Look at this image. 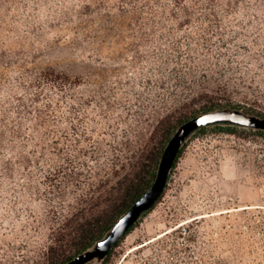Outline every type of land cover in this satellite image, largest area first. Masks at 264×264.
Returning a JSON list of instances; mask_svg holds the SVG:
<instances>
[{"label": "rangeland", "instance_id": "rangeland-1", "mask_svg": "<svg viewBox=\"0 0 264 264\" xmlns=\"http://www.w3.org/2000/svg\"><path fill=\"white\" fill-rule=\"evenodd\" d=\"M200 1L137 11L129 0H0V88L46 68L73 79L54 93V134L41 132L21 157H0V264H50L52 246L70 253L73 214L92 209L132 171L164 118L193 119L210 108L264 115V11L247 6L254 0L241 8ZM10 99L17 105L1 96L0 111ZM75 139L89 150L69 154L90 165L79 168L82 182L49 181L55 171L38 160L50 145ZM185 228L196 240L187 242L190 264H264L263 130L195 132L157 205L107 263L89 264H183L172 252Z\"/></svg>", "mask_w": 264, "mask_h": 264}, {"label": "trees", "instance_id": "trees-1", "mask_svg": "<svg viewBox=\"0 0 264 264\" xmlns=\"http://www.w3.org/2000/svg\"><path fill=\"white\" fill-rule=\"evenodd\" d=\"M172 1L175 6L180 8L186 9L188 7L189 0ZM199 1L200 0H190V2L194 4ZM242 2L243 0H206L203 4L208 8L224 6L229 8L237 6L241 8ZM127 3H131V6H134V9L139 11L145 8L154 9V6L166 7L168 2H165V0H129ZM247 6L257 11H264V0H254L252 5ZM122 10L124 13L128 12L125 7H123ZM255 42L257 44L259 41L257 40ZM72 80V77L64 72H59L54 68H46L24 75L18 87L3 85L0 88V97L6 96L7 98L17 100V105H15L10 99V107L0 111V118L5 117L4 120L2 119L0 121V157L4 156V152L6 151L13 152L21 157L29 145L36 144L39 141L41 132H44L47 137L54 134L55 131L53 129L58 120V116L55 112L56 97L54 93L56 90L63 91L71 87L73 85ZM218 110L225 109L210 108L205 113ZM229 110L241 111L239 108H229ZM246 114L252 115L247 112ZM252 116L264 119L263 114ZM191 119L183 117L174 120L168 116L160 122L162 126L159 128L160 136L157 142H154L152 146L143 150L136 161L131 163L132 171L120 178L117 181V185L108 190L106 195L91 207L92 209L89 211L80 209L73 214L68 222L70 229L68 236H70L69 242L71 252L68 253L63 245L52 246L50 249V264H67L77 256L94 248L112 231L119 220L153 186L170 140L179 128ZM217 126L235 125L222 124ZM83 137V140L87 142L90 141L93 150L102 151L101 141L87 137L86 132L83 133ZM74 142H76V145L70 144L67 145L66 148H58L50 145L45 149L46 152L44 157H41L42 160H38L37 165L40 169L44 168L46 164L53 168L55 172H50V176L47 177L49 181H61L60 185L63 182L61 178L68 180V182L74 180L80 183L82 182L80 178L83 173L79 171V168L83 166L89 167L90 165L87 161H82L76 155L69 156V154H71L72 151H79L86 155L89 153V150L82 145L84 141L75 139ZM53 143L56 144V141H53ZM116 149L118 150L117 147ZM183 150L184 147L174 168H176ZM53 155L57 157H52ZM6 162L5 164H8ZM137 224L131 229L128 235L135 229ZM187 232H189V230L185 228L184 230L176 231L174 235L176 239H183L185 241L182 243L179 241V244L175 243L172 252L173 257L181 258L183 264H190V260L194 259L191 247L187 242L196 240L191 237H186ZM125 238L126 237L123 239ZM120 243L103 260L104 263L109 261L114 250ZM184 254H188L190 259L184 257ZM250 256L256 255L250 254ZM203 260L205 259L202 258L201 262H203ZM217 264L222 263L217 262Z\"/></svg>", "mask_w": 264, "mask_h": 264}, {"label": "water", "instance_id": "water-1", "mask_svg": "<svg viewBox=\"0 0 264 264\" xmlns=\"http://www.w3.org/2000/svg\"><path fill=\"white\" fill-rule=\"evenodd\" d=\"M222 124L264 131L263 118L238 110L225 109L208 112L186 122L170 140L162 158L157 179L149 191L130 208L112 231L96 245L95 249L77 256L67 264H89L96 259L104 260L144 214L152 210L161 199L168 186L171 172L188 138L202 128Z\"/></svg>", "mask_w": 264, "mask_h": 264}]
</instances>
